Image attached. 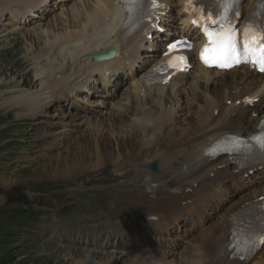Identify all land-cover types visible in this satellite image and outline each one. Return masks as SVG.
<instances>
[{
	"label": "bare ground",
	"instance_id": "6f19581e",
	"mask_svg": "<svg viewBox=\"0 0 264 264\" xmlns=\"http://www.w3.org/2000/svg\"><path fill=\"white\" fill-rule=\"evenodd\" d=\"M260 1L243 0L245 9L241 22L248 19ZM180 2L181 0H154L156 6L149 9L145 17L147 20L141 21V26L133 33H128L126 24L132 12H129L122 0H78L71 8L61 9L60 15L56 11L51 13V17H66L63 21L56 18L53 24L50 23L52 26L49 24L44 27L46 24L43 21L32 28H27L31 23L27 27L22 25L21 19L30 22L34 17L47 16V11H53L58 5V0H0V17H8V21L3 22L4 25L7 24L5 29L21 35L20 38L24 40L23 55L33 61L34 85L37 82L39 85L38 90L31 88L32 92L29 93L18 90L19 93L12 95L7 101L6 107L11 105L18 108V115L48 116L60 103L67 102L68 106L72 104L70 107L75 104L82 108V101H88L93 102L95 106L74 113L75 117H87L89 112L99 113L90 118L91 122L85 126V129L91 132L83 131L81 136L69 137V143L75 139L72 152L69 151L72 148L66 147L67 143L64 153L59 151L54 155L47 154L41 159L43 177L73 179L72 176L76 174V178L81 179L90 173L101 172L107 165H113V173L119 178L116 182L121 183L117 194H114L113 202L117 206L132 207V212L135 213H147L146 219L124 221H111L98 216L86 218L81 215L50 218L51 235L62 243L65 253L68 254L66 259L72 264H253L230 260L224 246L228 237L225 224L229 212L236 205H225L221 214L213 212L211 208V205L221 198L222 202H225L226 198L221 197L220 193L228 189L227 182H234L238 173L231 169L225 159L220 160L218 157L207 160L203 152L209 139L215 135L224 131L236 132L238 119L246 110H264L261 104L264 99V76L245 68L218 72L198 66L188 74L173 76L163 85L150 79L148 74L157 65L155 42L161 41L156 40V36L146 43L143 39L152 28H156L158 19L171 8V4L173 3L175 8ZM176 11L178 15L181 13L180 9ZM15 21L19 22L18 26ZM182 22L185 26L184 19ZM186 25L188 26V22ZM141 41L144 44L139 47ZM149 45L152 52H143L142 49ZM107 46L114 47L115 58L94 60L90 56V51H102ZM56 50H59L61 56L51 59ZM33 63L27 67L28 72L32 71ZM141 63H146L145 68ZM66 68H69L68 73L65 72ZM105 70L111 71L112 75L102 77L101 88L105 90L108 86L109 92L110 88L114 91L123 83H109L111 76L122 74L125 78V74L130 75V78H125L124 83L128 84L135 103L130 100L127 102L136 106L129 128L132 130L121 128L111 118H120L123 121L124 118H121L118 112L124 108L119 105L127 103H119V100L117 104H110L111 102L104 101L105 98L102 99L103 96L93 100L91 97L87 98L86 94H89L95 77ZM138 73L140 75H137ZM15 74L11 76L14 80L10 81L14 84L8 80L0 83V99L10 94L18 85ZM98 86L100 87V84ZM81 93H85L84 96ZM113 95L114 93L111 97ZM245 97L259 99L245 103ZM235 100H238V104L234 103ZM5 103L4 100L0 102L1 109L5 107ZM105 104L108 109L103 114L97 107ZM107 113L111 116H107ZM174 114L181 117L186 114L190 115V118L184 117L176 121ZM41 121L37 120L35 123ZM183 121L186 126L181 125ZM257 121L249 116L247 125H255ZM106 122L108 125L104 129ZM113 137L116 138L112 140ZM131 137L134 138L132 142L129 141ZM53 150L57 151V148ZM168 150H171V153L165 156L163 153ZM157 153L163 154L169 162L165 163L166 167L155 176L142 170L145 168L142 161L144 164L150 162ZM198 157H201L203 170L198 166L190 167L191 162ZM173 163L181 170L184 167L179 177L164 181L162 185L156 184L158 178L162 180L165 176L179 171L172 169ZM125 166L133 168L126 170ZM134 167L137 168V174L128 180L126 175L134 171ZM84 173L87 174L82 175ZM193 184L195 190L170 194L172 190L184 189ZM261 188L256 187L254 191L261 190L260 195H263L264 190ZM61 195L64 199H70L75 193L66 192ZM105 197L104 195V199ZM247 199H241L236 203L237 206ZM86 208L95 209L92 205ZM208 212H211L215 219L210 223L206 221L205 227L196 234H189V229L184 228L188 237L179 241V248L176 247L167 225H172L184 214H192V218L200 223L205 221L203 215ZM152 215H156L157 219H151ZM142 223L145 228L139 229ZM148 227L152 228L149 234ZM141 232L146 233L145 238L139 236L142 238V245L134 240ZM173 246L176 248L170 250ZM252 260H255L256 264H264V250H260Z\"/></svg>",
	"mask_w": 264,
	"mask_h": 264
},
{
	"label": "rangeland",
	"instance_id": "374dc122",
	"mask_svg": "<svg viewBox=\"0 0 264 264\" xmlns=\"http://www.w3.org/2000/svg\"><path fill=\"white\" fill-rule=\"evenodd\" d=\"M77 1L64 0L61 3L63 5L55 11L60 15L61 9L71 8ZM47 16L49 17H45L44 20L46 21L43 22L46 24L44 27H47L50 23L53 24L56 18L62 21L66 18L51 17L50 13ZM30 23L29 27H27L29 25L27 23L25 27L32 28L39 24L34 21ZM51 24L49 26H52ZM61 24L64 23L61 22ZM56 31L57 29L54 32ZM20 37L21 35H14L13 33L6 35L4 31L0 38V83L14 80L11 76L16 73L18 84L11 90L10 94L0 99L1 103L3 100L6 101L5 107L0 108V264H72L67 261L69 259H66L68 254L65 253L62 243L51 235L50 218L53 216L66 218L81 215L86 218L87 216H98L100 218L116 219L115 217L128 216L132 210L128 205L117 206L113 202L114 196L119 190V185H121V183L116 182L119 178H116L117 176L113 173V165H107L101 172L88 175L84 173L82 175L86 176L81 179H77L76 176L78 175L76 174L72 176L74 180L69 179V177H43L41 159L45 158L47 154L54 155L59 151L65 152L64 147L67 143L66 147L72 148L69 150L72 152L75 139L69 143V140H71L69 137L81 136V132H87L85 126L91 122L92 119L90 120V118H94L99 113L89 112L87 117H90L88 118L86 116L75 117L74 107L68 109V105L60 103L61 105L55 106L56 108L48 113V116L30 117L18 115L19 110L14 106L6 107L7 101L13 97L12 95L18 94V90L29 93L31 88L34 90L39 89L38 82L34 85V69L31 72L27 70L31 60L23 55L24 40ZM39 48L40 46H38ZM15 49L16 52H14ZM58 55L60 54L54 53L51 57L54 58ZM127 87L129 86L127 85ZM127 87L124 89L123 86L118 91V98L121 97L119 103H124V98L129 97L127 95L129 94V88ZM6 88L8 89V87ZM120 106L124 109H121L118 113H122L121 115L124 117L126 116L125 120L111 118L121 128L127 129L131 122L130 114L126 113L129 107L122 104ZM97 109L104 114L108 106L97 107ZM109 115L107 113V116ZM183 116L187 119L190 118L186 114ZM184 117L174 114L176 121ZM37 120L42 121L34 123ZM184 122H181L182 126H186ZM107 125L108 122H106L104 129L107 128ZM115 138L111 139L114 140ZM117 139L119 140V137ZM129 141H134V138L131 137ZM53 148H57V151ZM48 150L51 152L47 153ZM163 154L168 156L167 154L170 153L166 151ZM163 154L159 153L154 158L158 169L155 173L149 172L150 174L157 175L161 170L160 166L164 168L165 156ZM124 162L125 159L121 164L123 165ZM137 164L140 165V163ZM23 165L25 166L23 167ZM142 166L145 167L143 161ZM126 168L128 170L133 167ZM136 169L126 175L128 180L136 176ZM172 169L177 170L178 165L172 166ZM142 170L147 171L146 168ZM179 173L171 174L166 179H175L179 177ZM66 192H73L75 195L70 199H64L61 194H66ZM104 195L106 196L105 199ZM88 205H92L95 209H87L86 206ZM47 218H49V222H47ZM197 232L199 230L195 234ZM64 253L66 256H64Z\"/></svg>",
	"mask_w": 264,
	"mask_h": 264
},
{
	"label": "snow or ice",
	"instance_id": "6c2138e0",
	"mask_svg": "<svg viewBox=\"0 0 264 264\" xmlns=\"http://www.w3.org/2000/svg\"><path fill=\"white\" fill-rule=\"evenodd\" d=\"M141 2V0H137ZM191 0H189V3ZM236 0H226L225 9L228 10ZM127 4V0H125ZM152 6H156L152 0ZM238 14V13H237ZM211 20L212 27H203L204 34L208 38V43L201 49L199 53L200 59L206 65H215L221 68H231L240 63H252L259 65L260 71H264V27L253 30L252 27L246 26L243 32L242 46L237 37L239 33L231 20L224 16L222 19ZM193 23H196L194 21ZM170 49L184 47L191 49V44L187 41L178 42L169 45ZM179 61H186L187 58L179 56ZM170 66H175L170 62ZM264 147V144L261 145ZM264 243V239L261 240Z\"/></svg>",
	"mask_w": 264,
	"mask_h": 264
},
{
	"label": "water",
	"instance_id": "95a60500",
	"mask_svg": "<svg viewBox=\"0 0 264 264\" xmlns=\"http://www.w3.org/2000/svg\"><path fill=\"white\" fill-rule=\"evenodd\" d=\"M109 52H110V51H109ZM110 54H111V53H110ZM106 56H107V55H105V56H103V55H100V56L95 55L96 58H104V57H106ZM150 167H151V168H154L155 165L152 164Z\"/></svg>",
	"mask_w": 264,
	"mask_h": 264
}]
</instances>
